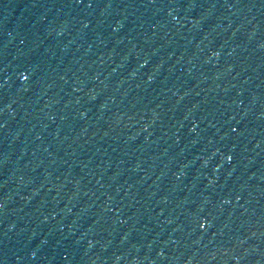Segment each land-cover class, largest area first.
Wrapping results in <instances>:
<instances>
[{
    "label": "water",
    "instance_id": "95a60500",
    "mask_svg": "<svg viewBox=\"0 0 264 264\" xmlns=\"http://www.w3.org/2000/svg\"><path fill=\"white\" fill-rule=\"evenodd\" d=\"M0 264H264V0H66L0 80Z\"/></svg>",
    "mask_w": 264,
    "mask_h": 264
}]
</instances>
